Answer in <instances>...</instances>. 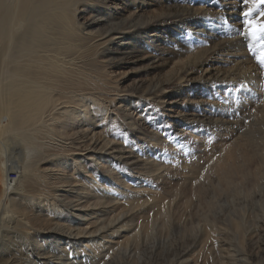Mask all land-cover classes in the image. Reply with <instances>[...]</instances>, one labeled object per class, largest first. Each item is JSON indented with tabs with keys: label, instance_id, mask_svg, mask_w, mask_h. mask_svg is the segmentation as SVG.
I'll list each match as a JSON object with an SVG mask.
<instances>
[{
	"label": "bare ground",
	"instance_id": "obj_1",
	"mask_svg": "<svg viewBox=\"0 0 264 264\" xmlns=\"http://www.w3.org/2000/svg\"><path fill=\"white\" fill-rule=\"evenodd\" d=\"M262 14L264 0H0V248L7 239L4 233L25 222L47 225L58 232L51 231L36 245L45 249L39 254H46L48 264H84L109 252L105 242L112 238L104 232L121 225L130 215L129 206L141 200L142 189L115 184L113 169L151 159L142 175L158 180L180 162L179 151L160 145L187 138H218L222 154L223 138L238 130L254 85L264 74ZM245 19L254 22L255 35ZM145 60L154 62L157 76L117 100L111 94L117 74L127 64ZM61 97L69 103L63 128L54 124L58 117L51 115L52 125L45 119ZM141 98L144 106L148 100L162 108L180 100L197 108L182 112L184 116L177 112L176 129L170 115L154 108L151 119L140 118L152 126L154 133L148 135L133 123L141 117ZM101 122H118L117 130L101 128ZM61 128L64 142L58 138ZM10 172L16 174L12 179ZM64 175L68 183L80 180V187L72 184L59 192ZM97 219L99 243L88 253L83 248L86 255L65 248ZM22 259L9 264H25Z\"/></svg>",
	"mask_w": 264,
	"mask_h": 264
},
{
	"label": "rangeland",
	"instance_id": "obj_2",
	"mask_svg": "<svg viewBox=\"0 0 264 264\" xmlns=\"http://www.w3.org/2000/svg\"><path fill=\"white\" fill-rule=\"evenodd\" d=\"M147 62L145 60L137 64L129 63L120 70L113 81L116 91L111 93L116 96L117 100L126 96L128 94L127 90L132 86L145 83L157 76L154 71V62L152 64H147ZM258 81L254 85L255 89L251 96L252 100L248 111L239 118L238 130L229 132L222 140L227 145L225 146L223 143L226 154H223L224 152L218 154V152L220 153L218 145L221 143L218 138L212 137L207 142L187 138L181 143L166 142V144L160 145L159 148L161 149L170 148L179 151L180 162L165 172L164 176L158 180H148L142 175L143 171V173L147 172L146 168L150 165L151 159H146L147 162L146 160L144 162L139 160L137 161L139 165H130L127 169L115 168L112 170L118 178H116L115 184L120 188L128 187L134 190H143L144 194L142 193L140 198L142 202L139 201L137 204L129 206L130 215L121 222V225L117 224V227L115 226L118 230L111 227L109 231L104 232L112 238V242L110 238L105 242L106 245H110L109 252H102L100 255L87 260L84 264H264V168H261L264 164L259 163L264 159V74L258 78ZM61 99L62 97L57 99L60 104L55 102V106L52 105L54 108L50 107V113H47L45 119H48L47 122L51 121L48 124L52 125L53 117L51 115L56 116L58 118L54 124H59L63 128L67 116L65 110L67 111L69 103L65 97L64 100L62 99L63 102ZM219 99L220 96H215V100ZM148 101L150 103L148 102L147 106H144V99H140L137 113H141V117L133 123L139 129L142 128L141 131L144 134L147 132L148 135H152L154 131L150 122H142L140 118L151 119V115L148 114L154 108L160 110L162 107L151 100ZM195 108H197L195 103L186 106L178 100L173 103H164L162 111L163 115H170L172 126L175 125L173 128L176 129L180 127L177 124V119L181 117L177 112L184 116L185 114L182 112L190 113ZM97 124L98 130L99 120ZM117 124L118 122L112 125L101 122L100 126L102 128L104 125L103 127L115 132L118 127ZM62 128L59 131L58 138L60 137L59 140L61 139L64 142L66 140ZM40 136H43L44 139L47 137L42 134ZM162 145L166 147H162ZM214 159L221 162L223 167L221 168L222 164H218ZM212 161L214 164H211ZM205 164L208 165L207 168ZM74 168L77 169L76 166ZM219 168L222 171L221 173L218 171ZM201 171L206 174H202ZM216 174L217 176H215ZM9 176L14 177V174L10 173ZM193 179H196V182ZM79 181L68 183L67 176L64 175L62 182H58V184L60 183L59 192L69 189L72 184V186L80 187ZM79 195L83 196L84 194ZM95 198L92 200L96 201ZM125 201L127 199L122 200L121 203L123 204ZM67 207L68 204L64 205L63 209ZM103 217H106V215H103ZM97 221L89 228L90 234L87 232L79 235L80 237L78 236L77 239H71L70 245H65V248L73 252L76 251L78 253L76 255L79 257L86 255L91 246L99 243V219ZM24 224L25 226L29 224L30 227L23 225L20 228L21 231H24L22 234L20 229L4 233L7 239L4 240L6 242L0 248L1 261L6 260L5 263L9 264L19 257V259H24L25 264H48L46 254H39L44 252L45 249L36 245V243L42 245L41 240L46 239L47 236L52 234L51 231L55 233L56 230H49L50 228L47 225L41 226L40 229L31 222H25ZM112 230L113 232H111ZM207 234L211 239L206 237ZM22 235L24 236L22 237ZM21 247L22 250H20ZM83 248H86V252H81ZM1 261L0 263H2ZM50 261L56 262V259H50Z\"/></svg>",
	"mask_w": 264,
	"mask_h": 264
},
{
	"label": "snow or ice",
	"instance_id": "obj_3",
	"mask_svg": "<svg viewBox=\"0 0 264 264\" xmlns=\"http://www.w3.org/2000/svg\"><path fill=\"white\" fill-rule=\"evenodd\" d=\"M247 2H248V0H245V3H247ZM250 12H251V9H249L248 12H244V14H243L244 17H248ZM262 15H264V14H262ZM253 24H254V22L251 20H248V19L244 20V25L247 26L248 28L252 29L253 35H255V29L253 28ZM260 30L264 31V25H260Z\"/></svg>",
	"mask_w": 264,
	"mask_h": 264
},
{
	"label": "built area",
	"instance_id": "obj_4",
	"mask_svg": "<svg viewBox=\"0 0 264 264\" xmlns=\"http://www.w3.org/2000/svg\"><path fill=\"white\" fill-rule=\"evenodd\" d=\"M10 173H13L14 174V177L16 176V174L14 172H10ZM9 173V174H10ZM9 176V175H8ZM13 177L12 176H9V179H12Z\"/></svg>",
	"mask_w": 264,
	"mask_h": 264
}]
</instances>
